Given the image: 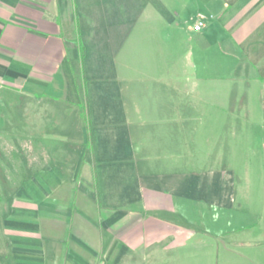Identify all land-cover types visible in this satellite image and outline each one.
I'll list each match as a JSON object with an SVG mask.
<instances>
[{
    "label": "crops",
    "instance_id": "crops-1",
    "mask_svg": "<svg viewBox=\"0 0 264 264\" xmlns=\"http://www.w3.org/2000/svg\"><path fill=\"white\" fill-rule=\"evenodd\" d=\"M248 97L264 0H0V264H264V183L195 128Z\"/></svg>",
    "mask_w": 264,
    "mask_h": 264
},
{
    "label": "rangeland",
    "instance_id": "rangeland-1",
    "mask_svg": "<svg viewBox=\"0 0 264 264\" xmlns=\"http://www.w3.org/2000/svg\"><path fill=\"white\" fill-rule=\"evenodd\" d=\"M179 71L188 69L186 59V48H177ZM176 55V52H174ZM163 57H169V54L163 52ZM183 60V61H182ZM166 64L164 61L163 66ZM248 107L238 109H228L221 114L216 115L214 111H207V108L201 114V125L195 127L197 129L196 135L202 141L208 134L212 137L221 135L226 139L227 149L225 162L234 170V182L237 188L238 195L243 194L245 186L249 183H264V151L255 147L254 143L249 141L250 137L264 136V125H254L253 119H257L255 110L250 108V99H247ZM253 114V115H252ZM225 121L223 125H213V121ZM222 123V122H221ZM259 126V127H257ZM247 139V141L245 140ZM251 139V138H250ZM200 165L207 161L206 158H195ZM222 162V159L210 158L211 164ZM206 167V165H205ZM244 203H241L242 206ZM208 248L202 245L196 247H189L179 251L177 255L178 264H204L203 261L208 257L206 250ZM205 262V261H204ZM214 263V260H213Z\"/></svg>",
    "mask_w": 264,
    "mask_h": 264
},
{
    "label": "built area",
    "instance_id": "built-area-1",
    "mask_svg": "<svg viewBox=\"0 0 264 264\" xmlns=\"http://www.w3.org/2000/svg\"><path fill=\"white\" fill-rule=\"evenodd\" d=\"M203 16L200 15V18L198 19L197 23L194 25V30L195 31H200L202 26H203V20H202Z\"/></svg>",
    "mask_w": 264,
    "mask_h": 264
}]
</instances>
